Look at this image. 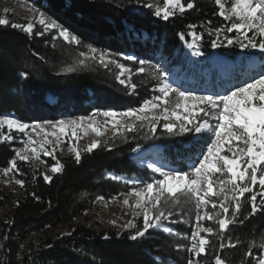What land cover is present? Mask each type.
Listing matches in <instances>:
<instances>
[{
  "label": "trees",
  "instance_id": "trees-1",
  "mask_svg": "<svg viewBox=\"0 0 264 264\" xmlns=\"http://www.w3.org/2000/svg\"><path fill=\"white\" fill-rule=\"evenodd\" d=\"M152 2L160 4L162 0H36L49 20L79 38V45L65 41L60 29L45 31L37 25L29 34L11 27L12 23L0 25V116L12 113L23 123L36 124L66 115L86 117L96 109L125 112L139 108L145 99L158 95L161 81L154 69L163 59L170 68H187L184 44L193 30L203 35L200 46L205 54L218 52L235 59L241 52L238 46L229 54L230 48L214 51L211 47L214 29L234 22L218 15L214 0H195L193 9L177 12L167 21L145 6ZM144 33L149 38H143ZM224 34L238 36L234 32ZM91 48L129 68L125 84L120 83L126 76H120L116 63L105 67L80 55L88 53L90 57ZM125 54H134L135 61L123 58ZM80 59L86 63L81 65ZM140 61L145 63L141 65ZM244 65L240 68L245 69ZM141 66L145 68L143 73L138 71ZM24 72L29 75L22 76ZM189 72L201 83L206 81L196 71ZM219 81L220 76L214 73L210 90H215ZM131 84L137 87L133 90ZM50 98L56 102L51 103ZM162 124L155 133L147 124L134 132L121 131L102 140L92 152L80 150L79 162L73 154L43 157L47 166L56 160L64 165L61 173L51 176V182L43 179L41 165L18 160L20 172L12 173L25 181L21 193L0 185V264H187L192 254L180 245L190 246L197 211L192 202L170 206L179 236L149 230L133 240L130 237L142 226L135 231H119L112 226L75 223L100 202L134 188L110 178L109 173L148 175L132 158L137 145L140 149L164 147L170 163L186 171L176 158L189 149L188 145L193 146L195 134H167ZM12 135L17 139V133ZM22 146L18 140L0 141V171L10 166ZM249 196L245 194L236 223L225 233H219L215 222L203 221L205 227L214 228L215 234L208 236L211 245L207 255L198 258L199 264H215L216 255L225 264H259L263 259L264 211L249 215ZM262 200L264 197H257L258 204ZM229 239L235 247L227 246ZM221 243L224 248L219 247Z\"/></svg>",
  "mask_w": 264,
  "mask_h": 264
},
{
  "label": "snow or ice",
  "instance_id": "snow-or-ice-1",
  "mask_svg": "<svg viewBox=\"0 0 264 264\" xmlns=\"http://www.w3.org/2000/svg\"><path fill=\"white\" fill-rule=\"evenodd\" d=\"M219 7L218 15L228 21H234L230 26L215 28L210 35H215L211 41V47L217 48L224 44L228 46H238L241 49H258L264 54V0H214ZM163 6H156L154 15L162 17L165 21L179 13H184L188 9L195 7V0H162ZM152 9L153 4H146ZM39 24L44 26V30L60 29V36L68 42L80 44V40L72 35L68 29L60 26L55 20L46 19L45 13L39 12ZM9 20L0 19V25H9ZM11 27L20 29L25 33H33L35 24L29 22L21 25L13 23ZM195 29V25L190 26ZM225 32L239 33L229 37ZM253 33V35H249ZM43 35V32L36 33ZM193 42L188 48L198 47V41L203 39V35L193 30L191 33ZM183 37V33L180 34ZM223 36V39H221ZM88 53H81L94 60H97L105 67L108 64L116 63L120 69V76H125L127 71L124 64L118 60H113L109 54L96 48L90 49ZM195 55H203L196 51ZM129 60L135 57H127ZM81 65L86 63L85 59H80ZM141 65L145 62L140 61ZM68 68L67 71H73ZM140 73L145 72L143 66L138 68ZM27 77V72L21 73ZM154 75L161 83L158 86V95L145 99L139 108L129 109L125 112L114 110L101 111L96 109L88 117H78L77 119L44 121L43 124L37 122L34 125L23 123L18 119L9 116H0V128L7 127L8 130H16L21 133L26 132L30 127L33 131L43 128V125H51L53 129H58L66 136L71 134L77 136L78 130L82 128L91 129L96 136L103 135L101 127L96 120L97 116H103L104 123L111 125L114 133L134 132L145 124L155 133L157 126L163 121L162 127L167 134L181 135L196 134L205 140V150L200 154V158L194 161L187 171L184 170H164L163 167L149 165L156 173L160 174L159 179L146 183L143 188H133L132 193L138 198L135 208L141 210L142 228L138 229L130 238L136 240L145 236L150 229H162L164 232L179 236V232H174L171 227L165 226V222L173 218L170 206L178 207L181 203L192 202L196 208L195 223L190 236V246L186 250L192 254L187 264H199L200 257L207 255L206 249L211 245L208 239L214 233L213 227H205L203 221H213L218 225L219 233H225L230 225L236 223L238 214L242 208V199L248 193L251 203V213L254 215L258 211H264V200L257 203V196L264 197V191L254 192L255 187L264 189V69L256 75L243 82L242 85L234 86L226 90L224 94H198L194 91L182 90L181 87L174 86L169 82V73L160 65H156ZM125 79H120L121 84L126 83ZM134 90L137 85L131 84ZM118 117L132 118L130 123H122ZM53 137L57 136L55 131L49 133ZM5 140H12V135L4 137ZM35 143L29 136L25 147L16 151L15 158L4 169L5 175L10 172H20L18 160L28 163L32 159H39L37 147H31ZM52 140L44 138L39 143L38 148L45 155L53 156L55 149L49 151L45 145H52ZM101 144L100 140H95L87 147V152H92ZM137 145L133 151H138ZM75 154L77 162L81 160V152L71 149ZM31 152V156L28 154ZM64 165L59 161L51 166V171L61 173ZM227 176V179L218 177ZM43 179L51 182L52 177L44 174ZM17 184L23 186L25 181L18 179ZM100 199H103L101 197ZM125 205L129 200L125 199ZM211 209V210H210ZM231 209V214H230ZM133 225H125L132 227ZM204 233V235H201ZM228 247H235L231 239ZM220 248L225 244L221 243ZM248 255H251L249 251ZM215 264H225L219 255L215 256ZM264 264V259L259 261Z\"/></svg>",
  "mask_w": 264,
  "mask_h": 264
},
{
  "label": "rangeland",
  "instance_id": "rangeland-1",
  "mask_svg": "<svg viewBox=\"0 0 264 264\" xmlns=\"http://www.w3.org/2000/svg\"><path fill=\"white\" fill-rule=\"evenodd\" d=\"M227 5V0H224ZM151 4L154 5L152 10H155L156 6H163L162 3L152 2ZM39 12H42L38 7L36 0H0V19H7L10 23L16 24H27L32 22L35 24V27L42 26L39 24ZM46 17V15H45ZM46 19H48L46 17ZM34 27V29H35ZM33 29V30H34ZM60 32V30H59ZM239 35V33H238ZM249 35H253V33H249ZM193 42V37L190 34V39L185 41L184 49L185 54L188 56V64L187 68H183L180 66L169 67L166 59H163L160 62V66L169 73L168 80L171 83H174V86L181 87L182 90L194 91L198 94H224L226 90L233 88L237 85H242L243 82L248 81L249 78L253 75L259 73L262 69H264V54L260 53L258 49H241V52L235 59L231 58L229 55H222L221 53H214L212 55L205 54L201 51L200 42L198 41V47L188 48V44ZM218 48V47H217ZM214 48V51H217ZM224 50L225 48H230L227 52L233 53L236 50V46H228L224 44L223 46L219 47ZM196 51H200L203 55H195ZM226 51V50H225ZM132 56L134 54H125L123 58L127 59V57ZM129 60V59H127ZM132 62L134 60H130ZM245 64L247 67L245 69H241L240 67ZM117 65V64H116ZM244 65V66H245ZM126 67V66H125ZM127 71L125 76L129 78V68L126 67ZM189 70L196 71L199 76L203 77L205 82L201 83L195 77H191V73ZM216 73L217 76H220V81L217 84V88L215 90H210L212 85L209 83L211 80L212 75ZM122 77V76H121ZM157 92L159 94L158 88ZM50 101L53 102L52 98ZM1 116H9L11 118L18 119L12 113H5ZM88 117V116H86ZM78 117H70L66 115L65 117H61L58 120H70V119H77ZM106 118L103 116H97L96 120L98 121V125L101 127V131L103 135L96 136L95 132L88 128H82L78 130L77 136L72 137L70 132L66 136L59 132L58 129H53L51 125H43V128H38L36 131H33L30 127L26 132L21 133L16 130H8L5 126L4 128H0V141L5 140L4 137L7 135H12L13 133H17V139L15 135H12L14 139L18 140L19 143H22L23 147L28 140V137L31 136L32 140L35 142L31 145V147H37L39 152V159H32L37 165L42 166V174H47L48 176H52L54 173L51 171V166H47L43 162V157H52L45 155L43 151H40L38 148L39 143L44 141V138L52 140L54 143L52 145H45L49 151L53 148L55 149L54 155L61 154H74L71 150L73 147L78 149L79 151L82 149H87V147L93 143L95 140H104L114 136L117 133H114L111 125L105 124ZM122 121V123H130L132 118H122L118 117ZM19 120V119H18ZM28 124V123H27ZM43 124V122H41ZM34 125V124H29ZM55 131L57 136L53 137L48 135L49 133ZM207 137L201 138L200 136L195 134L193 146L189 145V149L184 151V153L178 155L176 161L179 164H184L186 166V171L189 169V166L198 158H200V154L202 151L205 150V140ZM11 140V141H12ZM163 147L161 146H152L147 149H139L138 151L147 150L143 157H138L135 151L132 155V158L135 160L136 164L143 170H146L148 175H133L128 177L124 174H116V173H109V177L123 181L129 185H133L135 188H143L146 183L151 182L152 180L159 179L160 174L156 173L153 168L149 167V165H156L157 167H163L164 170H182L177 165L170 163V160H167L164 156ZM156 150V151H155ZM30 156L32 155L31 152L28 153ZM53 155V156H54ZM218 179H227V176L218 177ZM18 180L12 172L7 173L5 175L4 171H0V185L2 187L8 188L17 194L21 193V185L17 184L15 181ZM264 191L260 187H255L254 192L259 193ZM259 197V195L257 196ZM125 199L129 200V204L125 205L123 202ZM138 198L132 193V190L127 193H122L116 195L109 199L108 201L100 202L96 207L89 210L85 213L84 216L79 217L76 219V224H94L97 227L99 226H112L117 228L119 231H135L137 228L142 226V214L141 210L136 209L135 202ZM196 210V209H195ZM176 221L171 219L165 222V226L171 227L174 229V224ZM133 225L132 227H125V225ZM156 230L160 232H164L162 229H150ZM174 232H176L174 230ZM169 234L167 232H164ZM172 235V234H170ZM202 235V233H201ZM264 259V253H263Z\"/></svg>",
  "mask_w": 264,
  "mask_h": 264
},
{
  "label": "bare ground",
  "instance_id": "bare-ground-1",
  "mask_svg": "<svg viewBox=\"0 0 264 264\" xmlns=\"http://www.w3.org/2000/svg\"><path fill=\"white\" fill-rule=\"evenodd\" d=\"M156 151V150H155ZM147 152V150H144V151H137L136 152V155L138 156V157H143L144 155H145V153Z\"/></svg>",
  "mask_w": 264,
  "mask_h": 264
}]
</instances>
